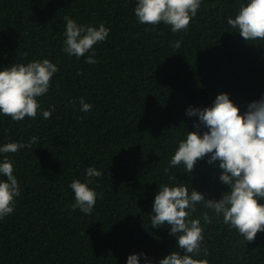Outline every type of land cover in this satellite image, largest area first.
<instances>
[{
    "label": "trees",
    "instance_id": "16d2710c",
    "mask_svg": "<svg viewBox=\"0 0 264 264\" xmlns=\"http://www.w3.org/2000/svg\"><path fill=\"white\" fill-rule=\"evenodd\" d=\"M134 7L135 0H0V69L42 59L59 69L38 98L44 110L54 108L48 119L0 115V144L38 138L4 154L21 195L0 220V264H126L137 253L158 264L179 251L168 225H151L159 185L183 183L205 199L228 191L218 162L205 157L185 173L169 161L187 132L196 131L189 106L210 107L226 93L242 114L264 94V41H245L227 24L239 0H203L187 32L177 33L163 23H138ZM65 16L110 29L93 47L96 63L61 50ZM81 98L92 105L88 112L80 111ZM89 166L102 172L90 185L101 197L85 215L73 210L69 184L83 182ZM202 211L208 210L198 205L193 218ZM209 215L211 223L201 220L207 255L198 259L264 264V232L247 242Z\"/></svg>",
    "mask_w": 264,
    "mask_h": 264
},
{
    "label": "clouds",
    "instance_id": "9594fccd",
    "mask_svg": "<svg viewBox=\"0 0 264 264\" xmlns=\"http://www.w3.org/2000/svg\"><path fill=\"white\" fill-rule=\"evenodd\" d=\"M203 0H135L134 17L142 25H169L173 33L187 32ZM62 51L70 57H85V63L94 64V45L105 41L110 29L103 23L97 26L78 24L65 16ZM227 24L245 41H264V0H239V9ZM179 47V43L175 45ZM59 71L49 59L33 60L27 64L13 63L0 69V115L13 121L35 118L40 114L48 119L54 108L44 110L38 101L47 94L51 80ZM92 108L83 98L80 111ZM188 117H196V131L187 132L181 139L169 161L170 166L191 173L199 159L207 157V163L218 162L221 170L219 181L228 186L220 199H205V194L190 189L185 184H161L154 197L149 218L152 227L167 229L177 240L179 251H173L160 259L158 264H208L207 259H198L206 250L202 248L204 223H211L209 212L247 242L258 232H264V94L260 99L247 104L241 114L238 106L226 93L218 94L210 107L186 109ZM204 129V131H201ZM38 140L33 136L27 144L8 142L0 144V220L14 212L16 198L21 195L12 162L4 154L15 153L31 146ZM102 172L94 166L85 170V178L73 179L69 188L74 194L73 210L85 215L94 211L97 198L101 197L90 187ZM173 177H169L171 181ZM203 209L199 218H193L197 206ZM153 264L145 253L131 254L126 264Z\"/></svg>",
    "mask_w": 264,
    "mask_h": 264
}]
</instances>
